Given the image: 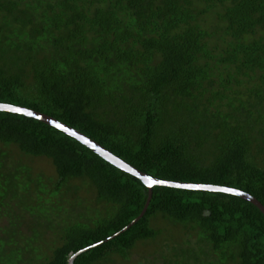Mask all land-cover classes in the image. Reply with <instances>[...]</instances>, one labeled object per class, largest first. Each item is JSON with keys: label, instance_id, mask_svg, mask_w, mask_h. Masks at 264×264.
<instances>
[{"label": "trees", "instance_id": "obj_1", "mask_svg": "<svg viewBox=\"0 0 264 264\" xmlns=\"http://www.w3.org/2000/svg\"><path fill=\"white\" fill-rule=\"evenodd\" d=\"M197 1L202 9L192 0H0V103L48 115L152 178L238 189L264 207V0ZM217 8L212 32L198 22ZM218 32L222 45L210 46ZM0 144L48 159L57 175L45 184L0 151V264H68L100 242L73 264L127 260L138 241L158 239L155 217L196 232L193 247L172 238L175 264L194 250L196 264H264V216L243 199L153 187L143 217L105 241L143 210L138 179L24 116L0 112ZM75 181L113 213L52 218V198L71 186L78 198ZM31 221L51 252L28 236Z\"/></svg>", "mask_w": 264, "mask_h": 264}, {"label": "rangeland", "instance_id": "obj_2", "mask_svg": "<svg viewBox=\"0 0 264 264\" xmlns=\"http://www.w3.org/2000/svg\"><path fill=\"white\" fill-rule=\"evenodd\" d=\"M194 3V8L202 9L200 4H198L197 0H192ZM216 11H220V9H216L215 11L207 12L205 15L200 16L199 24L210 31H214L215 27H217V21H216ZM221 12V11H220ZM221 35V32L216 33L215 37L213 39L209 40V45H218L221 46V40L219 39ZM0 151L2 152H8L7 154L10 155V157L16 162H20L19 159H21L22 162H20V166L23 165V168L28 170L32 175H41L44 183L46 184H52L53 181L55 182L57 180V175L54 169V166L52 163L45 158H30V156H26L21 154L20 151L15 147L11 146L9 148L4 147L2 144H0ZM17 164V163H16ZM16 166V165H15ZM26 167V168H25ZM11 168V166H10ZM48 179V182H47ZM83 181V180H82ZM82 181H75L74 185L80 187L78 198L76 199V195L78 191L72 186L70 188H67L63 190V196H55L50 201V205L54 208L55 207V200L57 208H54L53 214L56 212L58 213V216L52 215L51 216L54 219L59 220L61 218V222L65 223L70 220V224H74L76 222H81V218L83 217H89L94 218L97 220H104L107 219L109 214L113 213V208L109 209L108 207H105V205H99L97 202H95V195L90 190V187L83 183ZM87 182V180H84ZM52 186H48L47 188H50ZM81 200L83 202L81 205L77 201ZM85 200V202H84ZM77 202V203H76ZM53 203V204H52ZM49 206V205H48ZM50 206V207H51ZM57 209V211H56ZM61 211V212H60ZM48 216V215H47ZM157 219V220H156ZM65 221V222H64ZM169 219H163V218H153L150 221V227L154 230H156L158 233L160 231V234L157 236L158 239L156 240H145V241H138L135 244V247L130 251L129 256L127 260H121L117 256H109L106 257L105 262H99L98 264H152V260L159 258V261L161 262V259L164 260L166 264H175V258L174 256L176 253L174 252L172 245V238H174L175 245L176 243H182V242H188L189 247H193L194 244L197 243V237L195 231H185L182 229L181 226H174L172 223H170ZM57 222V221H56ZM38 221H31L30 223V232L32 233L31 236L37 237L38 239V248L41 251H44L46 254L48 252H51L49 249L51 248L50 241H47L46 236H44V231H40L38 228ZM61 225V224H60ZM67 226H69L67 224ZM57 230L54 228L49 231L48 234L52 235L54 238L57 236ZM167 239H170L168 241ZM45 240V241H44ZM44 241V242H43ZM42 243H45L42 245ZM181 248H185L184 245L180 246ZM190 251V249H189ZM179 252V251H178ZM188 253V252H187ZM50 254V253H49ZM179 261L177 264H196V261L194 260L195 257V250L191 253H188L182 261L180 256H176ZM211 258L215 257L211 254ZM217 258V257H215ZM150 260V262L148 261ZM200 263V262H199ZM204 264H217L214 262H208L205 261ZM220 264V263H218ZM221 264H225V262H222ZM226 264H234L230 262L229 260L226 262Z\"/></svg>", "mask_w": 264, "mask_h": 264}, {"label": "water", "instance_id": "obj_3", "mask_svg": "<svg viewBox=\"0 0 264 264\" xmlns=\"http://www.w3.org/2000/svg\"><path fill=\"white\" fill-rule=\"evenodd\" d=\"M0 112L15 114L24 116L27 118H31L33 120L42 122L48 126H51L58 131L62 132L63 134L67 135L68 137L72 138L73 140L79 142L84 147L88 148L91 152H93L95 155L103 159L105 162L109 163L113 167L117 168L118 170L138 179L147 189L148 197L146 199L145 205L143 210L141 211L140 215L130 224H128L124 229H122L117 234L107 238L105 241H109L120 235L121 233L127 231L132 225H134L139 219H141L146 212L149 202L151 200L152 196V189L153 187H170V188H176V189H183V190H189V191H202V192H211V193H223L227 195L236 196L240 199H243L254 206H256L260 212L264 216V207L252 196L249 194L240 191L238 189L234 188H228V187H221V186H213V185H201V184H191V183H182V182H171V181H164V180H158L155 178H152L133 166L129 165L128 163L124 162L122 159L118 158L117 156L113 155L111 152L103 148L101 145L96 143L95 141L91 140L87 136L83 135L82 133L78 132L77 130H74L63 123L57 121L56 119L42 114L40 112L30 110L27 108H23L20 106H14L10 104H4L0 103ZM103 242H100L98 244H95L93 246H90L84 250H81L74 254L68 264H73V260L76 258L77 255L81 254L82 252L89 250L91 248H94L96 246L101 245Z\"/></svg>", "mask_w": 264, "mask_h": 264}]
</instances>
